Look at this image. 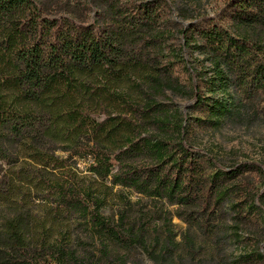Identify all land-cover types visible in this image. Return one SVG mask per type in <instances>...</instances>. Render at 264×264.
<instances>
[{"label":"trees","instance_id":"obj_1","mask_svg":"<svg viewBox=\"0 0 264 264\" xmlns=\"http://www.w3.org/2000/svg\"><path fill=\"white\" fill-rule=\"evenodd\" d=\"M92 1L100 12L88 23L36 0H0V264H112L119 249H146L133 193L188 211L205 232L226 208L236 219L264 216L252 180L260 165L223 166L197 150L188 120L158 100L167 89L189 95L205 118L196 121L210 125L264 113V0H224L218 19L190 29L220 90L237 94L233 110L184 88L162 60L163 1ZM128 82L139 96L121 91ZM88 157L83 177L76 166ZM114 195L117 220L104 213ZM78 226L98 239V255L80 252Z\"/></svg>","mask_w":264,"mask_h":264},{"label":"rangeland","instance_id":"obj_2","mask_svg":"<svg viewBox=\"0 0 264 264\" xmlns=\"http://www.w3.org/2000/svg\"><path fill=\"white\" fill-rule=\"evenodd\" d=\"M165 3V24L167 37L163 50V61L171 63L174 78L187 90L200 87L202 95L214 96L230 103L237 96L234 89L220 90L221 83L209 57L201 54L192 41L190 29L194 25H203L207 18H217L223 9L224 0H161ZM47 8L51 16L69 17L77 22L92 23L97 19L99 8L92 0H36ZM187 31L185 34L182 33ZM167 63V62H166ZM215 82L216 94L210 93L208 83ZM136 86V85H135ZM133 83L125 84L121 91L139 96L138 88ZM219 90V91H218ZM172 112H180L188 120L186 142L197 150L215 157L223 166L240 163H258L264 171V113H245L242 116L227 118L218 125L199 123L196 119L205 118L195 108V101L189 95L165 90L159 96ZM179 114V113H178ZM78 161V160H76ZM93 163L88 157L78 161L76 170L80 176H91L89 171ZM117 170V169H116ZM256 190L264 193V175L252 176ZM117 190V188H116ZM115 190V192H116ZM126 194L130 193L125 190ZM131 215L138 223L149 229V242L145 248L136 246L131 250L119 249L112 264H264V216L262 211L257 218H235V214L226 208V215L215 223L211 231L205 232L197 221L192 220L189 212L178 209L167 202L154 201L136 193L130 195ZM109 205L104 213L117 220L119 198H109ZM28 208H23L26 212ZM179 214H182L179 216ZM250 220V221H249ZM82 254H99L100 242L82 227L75 228ZM173 242L166 248V240ZM190 238V243L184 239ZM96 244V246H95ZM96 247V248H95ZM92 258L93 256L90 255ZM249 257V259H247ZM117 259V261H116Z\"/></svg>","mask_w":264,"mask_h":264}]
</instances>
